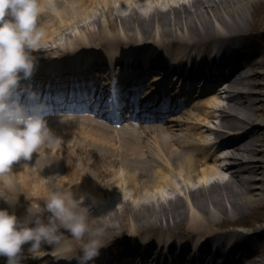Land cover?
<instances>
[{"label": "bare ground", "instance_id": "bare-ground-1", "mask_svg": "<svg viewBox=\"0 0 264 264\" xmlns=\"http://www.w3.org/2000/svg\"><path fill=\"white\" fill-rule=\"evenodd\" d=\"M95 1L79 0L81 3L76 6L73 4L72 12L63 6L59 15L45 8L40 17V23L45 28V36L38 50L48 52L60 46V49L67 53L73 50L103 47L104 38L97 36L99 32H106L102 27L79 28L80 32H77L75 37L69 33L71 27L69 24L73 17L78 11L83 12L77 7H91ZM249 1L251 0H107L108 8H112L113 11L137 10L135 18L133 14L127 13H122L123 17H118L124 19L125 27L107 34V40H112L114 43V46L110 47L127 49L133 46L135 49L132 51L135 52L138 49L150 48L154 44L170 51L162 54V58L174 63L175 68H171V72H180L186 80L199 77L207 80L211 76L216 80H220L223 76L225 79L217 87L214 83L211 86L214 89L210 91L196 90L192 99H188L189 102L184 103L178 112L171 113L165 120L161 119L147 125L127 121L121 126H114L104 119L95 118L90 113L61 117L59 123L64 124V120L67 127L66 130L60 129L62 133L58 132L60 142L56 147L57 151L61 150L62 146L66 147L61 151L59 160L62 163L66 162L69 170L65 174L62 173L61 168L44 160L49 158L43 152L39 157V154L34 152L30 160L22 158L14 162V164L18 163L19 167H14L13 164V171H20V176L13 173L17 180L14 192L23 189L20 188L21 186L28 188L32 184L30 188L37 191L31 190V194L37 198H41L42 192L57 187L74 192L76 198H85L83 203L93 207L95 216L100 215L109 221L106 223L97 221L98 223L95 224L100 229L106 228V233L103 234L106 240L119 233L110 230L116 224L110 221L114 214L119 213L118 210L123 213L129 207L138 221L136 214L138 211L145 213L146 209L152 208L154 217L158 220L146 219L135 223L138 229L135 235L140 236L141 240L136 241L138 246L136 249L130 248L132 253L140 251L148 252L150 255L154 253L156 258L159 254L167 258L175 256L176 260L186 258L189 262L204 264L205 260L212 258L214 254L209 249V243L217 235L219 241L214 264L264 263V259L260 257H254L252 262H247L246 260L250 259L253 253L247 255L245 259L240 256L234 257V251L240 250L239 239L232 247H226L228 253L225 256V242L229 233L217 232L216 229L225 219L236 221L238 216L242 215L241 209L244 204L258 200L251 194V190L257 187L256 181L259 179L257 173L263 163L258 155L264 151L262 147L264 135L260 132L261 128H258L257 121L264 122V119H255L259 110L256 107L255 95L264 96V91L253 90L255 84L253 73L244 69L247 62L244 64L242 62L240 66H235V70H230L229 65L236 53L228 52L232 46L236 47L240 37L239 32L246 31L243 24ZM42 3H46V0ZM88 13L85 11L81 16L88 17ZM86 23L94 24L96 20L89 18ZM106 25L109 27L111 23ZM61 34L66 35L69 45L61 46L62 42L58 41ZM142 39L149 40L148 44H144ZM220 41L224 50H222V58L217 61L215 57ZM55 43L57 45H54ZM38 50L34 55L41 60L43 55L38 54ZM77 53L73 55L76 63ZM160 55L158 53L155 56ZM122 56L121 53L114 51L111 53L110 61L114 62ZM189 57L194 60L190 70L185 69ZM183 65L184 69H181ZM159 66L164 72L170 68L168 65L166 68L163 65ZM223 69H227L223 71V75L210 74L214 70L222 72ZM38 73L39 71H36L33 77L36 75L38 78ZM96 73L97 71L92 73L88 71L87 82H90L89 77ZM40 76H43V73H40ZM114 76L109 79L112 85L108 88L109 93L112 94L109 103L111 101L112 109L117 111L120 106L118 95L122 93L124 87L120 83L121 79L116 78L118 74ZM157 78L154 77L149 84ZM36 82L35 79L29 81L32 85ZM46 84L47 80L44 79L43 85ZM222 84L225 86L221 91ZM101 86L103 84L97 83L96 89ZM157 89L153 87L147 89L149 97L154 96ZM190 89L192 88L190 87L189 91ZM179 92L181 91L174 93L182 98L184 92L181 94ZM207 92L212 94L203 96ZM161 93L158 91L156 95L161 97ZM219 97H223L225 101L220 103ZM186 100L187 97L184 100L180 99L176 105ZM147 110L149 108L145 109ZM211 117L218 118L217 122L211 120L215 122V126H208L206 123L209 118L212 119ZM53 121L57 123V119ZM69 125H73L75 131ZM215 138H219L220 144L216 149L211 150L210 141ZM24 165L23 171L20 166L24 167ZM94 165H99L102 175H114L116 178L114 189L107 188L103 192L97 184V171L91 168ZM147 169L148 171H145ZM140 176L142 178H139ZM22 177L23 180H19ZM260 189H256L258 197L264 194L258 191ZM179 191L184 192L182 194ZM173 194L177 198L173 197ZM0 201H3L2 197ZM7 207L9 210L10 208L14 210V206L6 201L0 203V208ZM19 208L15 211L21 219H24L27 212ZM159 219L162 222L159 223ZM241 232L234 234L239 236ZM106 235L109 238H105ZM153 235L155 238L152 237ZM195 238L199 240L197 242L195 240L193 247ZM119 245H122V248L127 246L122 243ZM51 247L49 253L57 258V264H66L68 260L65 262V258H61ZM74 249L78 250L79 247ZM118 251L120 254L126 252V250L122 252L121 249ZM100 253L104 252L101 250ZM42 255H46L45 248L36 258ZM113 255H109L110 260ZM192 256L193 260L190 259ZM53 257L50 264L55 263L52 261ZM97 257L99 264H102L105 255L99 254ZM95 261L96 259L93 263ZM33 263L40 264L38 260H33ZM74 264H78L77 260Z\"/></svg>", "mask_w": 264, "mask_h": 264}, {"label": "clouds", "instance_id": "clouds-1", "mask_svg": "<svg viewBox=\"0 0 264 264\" xmlns=\"http://www.w3.org/2000/svg\"><path fill=\"white\" fill-rule=\"evenodd\" d=\"M45 8L60 14L55 0H0V197L9 203L14 201L6 193L17 186L14 162L30 160L34 152L39 157L42 147L50 153L60 142L48 123L47 99L27 83L37 70L34 52L45 36L40 23ZM84 199L57 187L48 192L42 206L31 202L24 219L0 208V256L6 257V264H24L29 254L37 257L44 245L52 246L61 258L93 264L107 245L103 229L91 227ZM67 233L87 240L76 250Z\"/></svg>", "mask_w": 264, "mask_h": 264}, {"label": "rangeland", "instance_id": "rangeland-1", "mask_svg": "<svg viewBox=\"0 0 264 264\" xmlns=\"http://www.w3.org/2000/svg\"><path fill=\"white\" fill-rule=\"evenodd\" d=\"M57 3L58 8L61 10V8L63 6H66V8L68 9V11L72 12V9L74 7V5L76 6L79 2V0H55ZM70 2V3H69ZM86 2V0H85ZM107 0H96L95 3H93V6L91 7H77L79 10L82 9V11H78V14H75V17H73L71 24H69L70 27V31L69 33H71L70 35L72 37H75L77 32L79 31V28L81 29H89V27H99V28H103V30H105L106 32H99L97 33L98 37H103L104 41L103 43L105 44L104 47L108 48L109 46L113 45L114 43L112 40L108 41V33H114L117 31H120L122 29V27H125L124 23H123V18H118V17H123L122 13H127V14H133L134 18L136 17L137 14V10H133V11H122V10H114L112 8H108L107 6ZM88 3H91L88 1ZM74 4V5H73ZM101 4V6H100ZM100 6V7H99ZM85 11H87L88 13V17H82V14H85ZM246 11L247 14L245 16V22H244V27H246V31H243V33L245 32V34H248L245 37V42H244V48L245 51L248 53V56H252L254 55L253 59H249L250 61H253L251 64L250 62L247 64V66L245 67V69L251 73H253L254 76V82L255 84L253 85V90L254 91H264V0H251L249 2H247L246 5ZM61 14V13H60ZM82 15V16H81ZM89 18L94 19V21L96 20V23L94 24H87L86 22L89 21ZM121 20V21H120ZM75 23H78L75 25ZM111 23V26L109 25V27H107L106 24ZM82 24V25H81ZM80 26V27H78ZM83 26V27H81ZM112 29V30H110ZM67 40L68 38H66L65 34H61L60 38L58 41L62 42L61 46H67L69 44H67ZM142 41H144V44H148L149 40H144L142 39ZM151 43V42H150ZM54 45H57V43H55ZM52 51H59L62 52L63 50L60 49V46L55 47ZM39 52V51H38ZM246 56V54H245ZM208 96H210L211 94H206ZM255 98L257 99V103H256V107L259 109L256 112V116L255 119H264V96H260V95H255ZM219 102L223 103L225 100L223 99V97H219ZM60 118V117H58ZM213 120H215L216 122L218 121V118L216 117H212ZM206 123H209L210 125H214L215 123L211 120H207ZM255 123V122H254ZM257 123H259L257 121ZM264 123V122H262ZM73 126V125H72ZM260 132H262V135H264V124L262 125V128L260 129ZM264 148V145L262 146ZM42 153V151H41ZM258 158L263 162L262 168L258 171L257 176L259 179H257V187H255L253 190H251V194L256 198L257 201L251 203V204H244V206L241 209V214L240 216H238V220L236 219V221H231L228 220L221 222L216 229H221L222 227H229L231 226L232 229H234L235 227H233L234 225H239L240 226H245L243 228V230L245 231L244 235L245 238L243 239L244 241H242L241 243L246 245H242L241 250L242 252L246 250V248H255V244H258V247L256 249V252L254 253V257H260L264 259V151L258 155ZM44 160H46L47 162L51 161L47 160L46 158H44ZM32 165V164H31ZM18 163L14 164V167H17ZM13 167V168H14ZM19 167V166H18ZM23 171L25 168L23 166H20ZM91 168L93 169V171H97V180L98 183L100 185V187L103 189V192L106 191L107 188H115L114 187V183L116 182V178H114L113 174H109V175H102L100 172V167L99 165H94L91 166ZM18 170V168H15ZM14 169V170H15ZM95 169V170H94ZM31 170V168H30ZM145 171H148L145 170ZM62 172V170H61ZM63 173V172H62ZM14 174L16 176H20V171H14ZM65 174V173H64ZM135 175V174H134ZM136 177L138 178V175L136 174ZM33 178V177H32ZM114 178V179H113ZM139 178H142V176H140ZM26 179V176H25ZM34 179V178H33ZM118 180H120L119 178H117ZM19 180H23L19 178ZM40 180V179H38ZM175 180V179H173ZM41 181V180H40ZM29 182V180H28ZM32 182V181H30ZM33 185V184H32ZM32 185H30L28 188L25 186H21L20 189L15 193H6L8 195V197L13 200L15 203L19 204L20 206H22V209H26L27 210V206L28 204H31V202H33L36 205L42 206L44 200L41 199H45L47 197V194L49 191L47 192H42L44 194L41 193V198H35L33 197V195L31 194V190H33L34 192H36L37 190H35L34 188L31 189L30 187H32ZM112 186V187H110ZM261 188V189H260ZM256 189H260L258 191L261 192V196L258 197V194L256 193ZM183 194L184 191H179ZM29 193V194H28ZM260 195V194H259ZM173 197H175V194L172 195ZM177 198V196L175 197ZM183 198V197H182ZM184 199V198H183ZM14 204V203H13ZM88 203H86L85 205H87ZM89 207L90 213H89V219H90V224L91 225H95L96 223H98L97 221L101 222V223H106L109 222L105 219H103L100 215H94L93 214V207L89 204L87 205ZM128 209H125L124 212L122 213L120 210H118L117 214H114L112 216V219L110 222H115L116 224L114 225V227L110 228L111 231H118L119 233L113 237H110V240H106L104 239L105 242L110 243L109 245L112 246L111 243H115L118 241V239L124 238V239H129L131 237H133L134 234H136L135 232L138 231V229L135 227L137 222L142 221V220H146V219H155L158 220L157 217H154L153 214V210L152 208H148L145 210V213H142L140 211H138L137 214V218L138 221L136 219V216L132 213L131 209L129 207H127ZM107 212V211H106ZM233 218V217H232ZM234 220V219H233ZM162 222V220L159 219V223ZM113 224V223H111ZM122 226V227H120ZM261 226V227H260ZM93 229L98 228L96 225L95 226H91ZM135 227V228H134ZM260 227V228H259ZM100 228V227H99ZM262 228V229H261ZM106 228H103V234L106 233L105 230ZM249 231H253V233H249ZM68 238H70L73 242H77V245H82L86 240H87V236H85L83 239L81 240H76L74 237H72L71 235H67ZM105 238H109L108 235L105 236ZM111 241V242H108ZM107 244V246H109ZM237 252H235L236 255ZM245 256V255H244ZM249 260L248 262H252V259ZM264 264V263H262Z\"/></svg>", "mask_w": 264, "mask_h": 264}, {"label": "snow or ice", "instance_id": "snow-or-ice-1", "mask_svg": "<svg viewBox=\"0 0 264 264\" xmlns=\"http://www.w3.org/2000/svg\"><path fill=\"white\" fill-rule=\"evenodd\" d=\"M114 91H116V89L114 88Z\"/></svg>", "mask_w": 264, "mask_h": 264}]
</instances>
